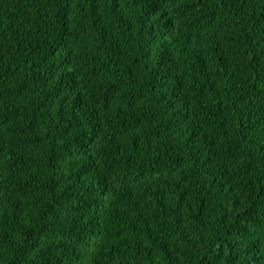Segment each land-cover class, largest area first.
I'll return each mask as SVG.
<instances>
[{"label":"trees","instance_id":"16d2710c","mask_svg":"<svg viewBox=\"0 0 264 264\" xmlns=\"http://www.w3.org/2000/svg\"><path fill=\"white\" fill-rule=\"evenodd\" d=\"M0 264H264V0H0Z\"/></svg>","mask_w":264,"mask_h":264}]
</instances>
